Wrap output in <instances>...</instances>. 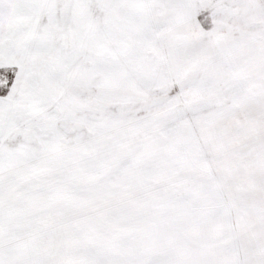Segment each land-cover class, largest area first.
Instances as JSON below:
<instances>
[{"label":"snow or ice","instance_id":"obj_1","mask_svg":"<svg viewBox=\"0 0 264 264\" xmlns=\"http://www.w3.org/2000/svg\"><path fill=\"white\" fill-rule=\"evenodd\" d=\"M0 264H264V0H0Z\"/></svg>","mask_w":264,"mask_h":264}]
</instances>
